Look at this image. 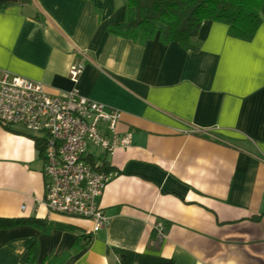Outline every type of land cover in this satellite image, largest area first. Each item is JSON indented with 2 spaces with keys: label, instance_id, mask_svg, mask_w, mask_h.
<instances>
[{
  "label": "crops",
  "instance_id": "1",
  "mask_svg": "<svg viewBox=\"0 0 264 264\" xmlns=\"http://www.w3.org/2000/svg\"><path fill=\"white\" fill-rule=\"evenodd\" d=\"M124 15V0H0V69L118 108V132L132 134L111 155L94 151L109 167L108 224L91 232L88 219L49 212L34 140L0 125V223L51 226H0V264H42L88 232L63 264L117 263L110 247L175 264H264V19L248 41L205 20L193 51L111 34ZM157 223L164 236L150 239Z\"/></svg>",
  "mask_w": 264,
  "mask_h": 264
},
{
  "label": "built area",
  "instance_id": "2",
  "mask_svg": "<svg viewBox=\"0 0 264 264\" xmlns=\"http://www.w3.org/2000/svg\"><path fill=\"white\" fill-rule=\"evenodd\" d=\"M82 68V62L72 63L70 76L77 78ZM121 115L77 88L50 94L40 81L0 69V123L42 137L47 209L90 220L91 232L108 224L99 199L109 175L89 159L95 150L108 156L131 145V132L117 130ZM154 228L158 237L164 236L163 225Z\"/></svg>",
  "mask_w": 264,
  "mask_h": 264
},
{
  "label": "trees",
  "instance_id": "3",
  "mask_svg": "<svg viewBox=\"0 0 264 264\" xmlns=\"http://www.w3.org/2000/svg\"><path fill=\"white\" fill-rule=\"evenodd\" d=\"M124 5V19L111 22L107 26L111 34L138 44H144L157 36L163 44L175 42L182 49L193 51L200 48L201 39L198 37V31L205 20L224 23L227 25L229 35L248 41L253 38L264 19V0H124ZM35 17L39 18L38 15ZM0 125L8 130L30 136L40 155L44 157L42 137L27 133L20 128L2 123ZM94 158L89 159L93 167L105 172L109 171L105 159L98 164ZM22 223H32L44 231L51 228L41 219L24 218L2 219L0 226ZM155 233L153 228L150 239L154 238ZM91 234V232L82 234L80 239H84L85 236V243L81 245L76 242L68 251L59 255L51 254L43 259L42 264H63L78 248L88 247L92 240ZM109 250L117 255L116 264H175L172 258L156 254L118 247H110Z\"/></svg>",
  "mask_w": 264,
  "mask_h": 264
},
{
  "label": "rangeland",
  "instance_id": "4",
  "mask_svg": "<svg viewBox=\"0 0 264 264\" xmlns=\"http://www.w3.org/2000/svg\"><path fill=\"white\" fill-rule=\"evenodd\" d=\"M112 263H113V264H116V262H115V261H113Z\"/></svg>",
  "mask_w": 264,
  "mask_h": 264
}]
</instances>
